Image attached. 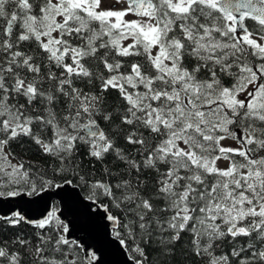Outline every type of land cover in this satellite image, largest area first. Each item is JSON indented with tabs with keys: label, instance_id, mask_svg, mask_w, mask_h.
Instances as JSON below:
<instances>
[{
	"label": "snow or ice",
	"instance_id": "obj_1",
	"mask_svg": "<svg viewBox=\"0 0 264 264\" xmlns=\"http://www.w3.org/2000/svg\"><path fill=\"white\" fill-rule=\"evenodd\" d=\"M120 2L0 0V200L47 197L0 264H103L68 198L128 264H264V0Z\"/></svg>",
	"mask_w": 264,
	"mask_h": 264
},
{
	"label": "water",
	"instance_id": "obj_2",
	"mask_svg": "<svg viewBox=\"0 0 264 264\" xmlns=\"http://www.w3.org/2000/svg\"><path fill=\"white\" fill-rule=\"evenodd\" d=\"M122 1L127 5L125 0ZM233 2L235 3V0ZM235 14L239 16L238 13ZM46 199V196L3 199L0 200V213L20 210L32 219H39L45 211ZM64 215L71 222L72 235L94 245L100 253L103 264H128L124 251L113 243L103 226L105 221L86 217L83 210L70 198L67 199Z\"/></svg>",
	"mask_w": 264,
	"mask_h": 264
},
{
	"label": "trees",
	"instance_id": "obj_3",
	"mask_svg": "<svg viewBox=\"0 0 264 264\" xmlns=\"http://www.w3.org/2000/svg\"><path fill=\"white\" fill-rule=\"evenodd\" d=\"M4 23V21L2 19H0V25H2ZM246 26L249 27L250 31H253L254 36L256 35V32L259 28V25L257 22H253L250 19H247L245 21ZM118 96V93L115 92V90H113L112 95L110 97V101L114 100L116 97ZM101 127H105L104 123L101 121ZM14 151L16 152L18 157H22L23 160L25 162L28 161H33V162H37L39 161V155H38V148L36 145H34L33 143H31L30 141H25L23 147L19 146V145H13ZM82 151H85L84 149H82ZM84 159V163L88 164L89 161L87 158H83ZM15 162V161H13ZM91 167V165H89ZM108 167L115 170V168L117 167V163L109 160L108 161ZM95 168L98 170V174L100 171H102V166L99 163L95 164ZM14 231H17V229H6L3 232H0V241L3 240H11L12 239V233ZM23 231L25 232V234L28 235L29 239L32 240L33 245H36L38 243V241L34 238V236L32 235L34 232L39 231L37 229H33L32 227L28 226V225H24L23 226ZM178 258L176 261V264H196L195 259H188L186 260L184 258L183 255H180L179 253L177 254ZM35 256L34 253V248H29L28 251L24 252V264H32V260Z\"/></svg>",
	"mask_w": 264,
	"mask_h": 264
},
{
	"label": "rangeland",
	"instance_id": "obj_4",
	"mask_svg": "<svg viewBox=\"0 0 264 264\" xmlns=\"http://www.w3.org/2000/svg\"><path fill=\"white\" fill-rule=\"evenodd\" d=\"M111 3H113V0H105V7H107L109 4H111ZM125 7H127V5L121 0V2L120 3H118L117 5H116V8L117 9H122V8H125ZM125 19L126 20H133V19H139L138 17H136V16H134L133 14H130V15H128L127 17H125ZM221 167H224V166H226L223 162L221 163V165H220Z\"/></svg>",
	"mask_w": 264,
	"mask_h": 264
}]
</instances>
